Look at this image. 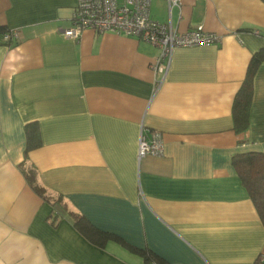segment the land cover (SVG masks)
<instances>
[{"label":"crops","instance_id":"1","mask_svg":"<svg viewBox=\"0 0 264 264\" xmlns=\"http://www.w3.org/2000/svg\"><path fill=\"white\" fill-rule=\"evenodd\" d=\"M77 1L0 0V26L19 35L0 43V264H150L118 241L90 242L72 214L168 264L264 262V224L232 163L264 152V60L246 132L232 115L264 47V0H151L158 23L218 37L175 48L163 71L136 36L66 38ZM151 132L161 154L138 159ZM27 170L66 203L55 225Z\"/></svg>","mask_w":264,"mask_h":264},{"label":"built area","instance_id":"2","mask_svg":"<svg viewBox=\"0 0 264 264\" xmlns=\"http://www.w3.org/2000/svg\"><path fill=\"white\" fill-rule=\"evenodd\" d=\"M151 0H78L71 18V25L63 30L66 38L78 40L84 30L101 33L112 31L125 36H136L159 50L156 66L166 70L172 52L178 47L207 45L218 40L212 33L197 29L177 32L170 24L153 20L150 14ZM181 0H168L178 5ZM19 38L16 30L0 28V43L12 44ZM161 154L158 132L141 133L138 143V159L146 155ZM156 264V263H150Z\"/></svg>","mask_w":264,"mask_h":264},{"label":"trees","instance_id":"3","mask_svg":"<svg viewBox=\"0 0 264 264\" xmlns=\"http://www.w3.org/2000/svg\"><path fill=\"white\" fill-rule=\"evenodd\" d=\"M0 28L8 29L2 26H0ZM262 60H264V47H261L252 54L245 77L234 97L232 106L233 125L234 130L238 133L246 132L249 126V110L253 93V78L258 65ZM26 134L29 142L35 138V134L27 127ZM232 163L242 184L248 191L262 224H264V152L246 151L236 153L232 158ZM25 174L35 192L52 203L54 209L50 215V222L52 225H55L61 217L60 210H64L66 203L60 199L50 200L45 196V190L36 182L34 170H27ZM72 218L74 226L86 236L90 242L98 246H103L108 240H115L129 250L140 254L147 263L154 262L156 264H168L165 260L147 248L134 247L116 234L95 228L82 215L72 214ZM261 264H264V262H261Z\"/></svg>","mask_w":264,"mask_h":264}]
</instances>
